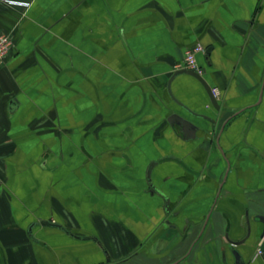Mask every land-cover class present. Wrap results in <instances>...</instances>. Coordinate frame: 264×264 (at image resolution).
Segmentation results:
<instances>
[{"label": "crops", "instance_id": "obj_1", "mask_svg": "<svg viewBox=\"0 0 264 264\" xmlns=\"http://www.w3.org/2000/svg\"><path fill=\"white\" fill-rule=\"evenodd\" d=\"M18 1L0 2V264H236L264 216V0ZM197 45L220 107L188 75L172 94L206 118L168 91Z\"/></svg>", "mask_w": 264, "mask_h": 264}, {"label": "water", "instance_id": "obj_2", "mask_svg": "<svg viewBox=\"0 0 264 264\" xmlns=\"http://www.w3.org/2000/svg\"><path fill=\"white\" fill-rule=\"evenodd\" d=\"M181 75H188L191 76L193 78H195L206 90L207 94L209 95L212 104L218 109L220 106L218 104L217 99L214 97L213 93H212V88L208 85V83L206 82V80L199 76L196 73L190 72V71H186V70H182V71H178L175 72L173 77L171 78L170 82H169V86H168V91L169 94L171 95L172 99L175 100V102L180 105L181 107H183L185 110H187L191 115L196 116V117H201V118H206L205 116L199 115L191 110H189L188 108H186L183 104L179 103L173 96L172 94V83L173 81L181 76ZM181 122L184 126V131L191 135L192 137H196L195 136V132L197 130V128L188 120L182 119ZM189 136V137H191ZM154 165H152V167L149 170V177L151 176V172L153 169ZM254 223L256 225H260L261 227L258 228V230L256 232L253 231V226H252V222L251 220H249V218L247 217V236L240 240V241H230V243L232 244V248H233V254L236 257V264H247L245 262V259L243 258L241 251H240V246L245 245L247 243V241L249 239H251V237H253L255 235V246L254 248L257 249L258 247L260 248V251L262 253V258H264V216H257L255 218ZM44 226H48V227H54V228H60L62 229V226L57 225V224H53L50 222H43ZM254 234V235H253Z\"/></svg>", "mask_w": 264, "mask_h": 264}, {"label": "built area", "instance_id": "obj_3", "mask_svg": "<svg viewBox=\"0 0 264 264\" xmlns=\"http://www.w3.org/2000/svg\"><path fill=\"white\" fill-rule=\"evenodd\" d=\"M1 3L9 5L11 7L29 8L30 2H22L18 0H0ZM14 47V40L10 35L0 34V68H2L8 59L12 49ZM206 52L202 45L189 48L185 51L184 60L176 66V71L186 70L198 74L203 77L205 75V69L200 65L198 56ZM214 97L219 96V92L216 89L212 90Z\"/></svg>", "mask_w": 264, "mask_h": 264}, {"label": "flooded vegetation", "instance_id": "obj_4", "mask_svg": "<svg viewBox=\"0 0 264 264\" xmlns=\"http://www.w3.org/2000/svg\"><path fill=\"white\" fill-rule=\"evenodd\" d=\"M246 236H247V223H246V235H245V237H246ZM245 237H243L242 239H244ZM242 239H241V240H242ZM252 239H253V237H251V239H249L245 245L240 246V250H241L243 247H246L247 244H249L250 241H252ZM230 241H231V240H230ZM232 241H234V240H232ZM237 241H240V240H237ZM248 248H249L248 250H253L254 247L252 246L251 248H250V247H248ZM257 250H258V252H257V256H258V257H259V256L262 257V253H261L259 247L257 248ZM245 262H246L247 264H250L251 262H252V263L254 262V259H252V260H248V261L245 260Z\"/></svg>", "mask_w": 264, "mask_h": 264}]
</instances>
